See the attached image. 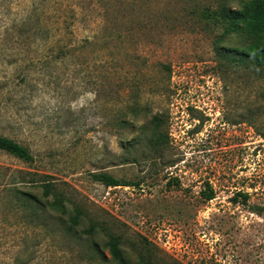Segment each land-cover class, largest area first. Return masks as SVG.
<instances>
[{
  "label": "rangeland",
  "instance_id": "374dc122",
  "mask_svg": "<svg viewBox=\"0 0 264 264\" xmlns=\"http://www.w3.org/2000/svg\"><path fill=\"white\" fill-rule=\"evenodd\" d=\"M251 1L0 0V135L33 156L0 151V264H118L111 238L126 264H264V64L217 13ZM20 171L79 225H35Z\"/></svg>",
  "mask_w": 264,
  "mask_h": 264
},
{
  "label": "trees",
  "instance_id": "16d2710c",
  "mask_svg": "<svg viewBox=\"0 0 264 264\" xmlns=\"http://www.w3.org/2000/svg\"><path fill=\"white\" fill-rule=\"evenodd\" d=\"M219 17L225 22L224 33L235 34L242 39L246 40L247 46L243 49V55L252 56V63L256 66L264 64V0H253L240 10H232L225 6H220L217 10ZM241 62V61H240ZM154 127L158 128V119H154ZM0 151L11 155L12 157L24 162H33V156L29 149L18 142L3 137L0 135ZM20 173V186L31 185L40 186L43 189L42 198L37 199L33 194L22 192L20 186L17 185L19 182L12 185L13 195L16 203H24L28 210L31 211L30 216H34L35 225L39 227L47 226L48 217L55 220L56 223L60 224L61 219L66 218L70 226L67 230H72L74 227L79 225L80 212L75 208V214L70 213L69 204L71 200L66 195L59 191L54 183L45 182L36 173ZM30 176L26 179V176ZM92 179L99 184L110 188L119 186H130L138 185L131 184L129 182H123L117 180L107 173H94ZM202 198L205 201H210L214 198L213 190L207 186L206 190L201 192ZM242 196L243 201H246L247 194H238L233 201H238V197ZM19 201V202H18ZM47 206V208H46ZM45 212L51 214L45 216ZM84 234H88V231H84ZM106 247L109 251L112 260L118 264H126L122 256V251L119 247L118 239L111 238Z\"/></svg>",
  "mask_w": 264,
  "mask_h": 264
}]
</instances>
